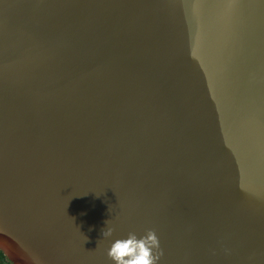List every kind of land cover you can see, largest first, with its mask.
<instances>
[{
	"label": "water",
	"instance_id": "obj_1",
	"mask_svg": "<svg viewBox=\"0 0 264 264\" xmlns=\"http://www.w3.org/2000/svg\"><path fill=\"white\" fill-rule=\"evenodd\" d=\"M147 229L158 264H264V0H0V250Z\"/></svg>",
	"mask_w": 264,
	"mask_h": 264
},
{
	"label": "clouds",
	"instance_id": "obj_2",
	"mask_svg": "<svg viewBox=\"0 0 264 264\" xmlns=\"http://www.w3.org/2000/svg\"><path fill=\"white\" fill-rule=\"evenodd\" d=\"M106 223L109 224V221ZM114 231L113 227H107L102 235L108 238ZM162 255L163 250L154 229H147L139 238L135 232H129L127 238L115 239L107 249V256L114 264H158Z\"/></svg>",
	"mask_w": 264,
	"mask_h": 264
},
{
	"label": "trees",
	"instance_id": "obj_3",
	"mask_svg": "<svg viewBox=\"0 0 264 264\" xmlns=\"http://www.w3.org/2000/svg\"><path fill=\"white\" fill-rule=\"evenodd\" d=\"M0 264H11L6 256L3 254V252L0 250Z\"/></svg>",
	"mask_w": 264,
	"mask_h": 264
}]
</instances>
